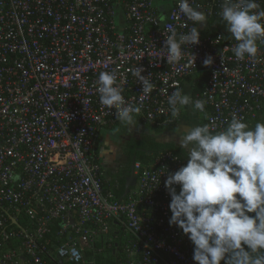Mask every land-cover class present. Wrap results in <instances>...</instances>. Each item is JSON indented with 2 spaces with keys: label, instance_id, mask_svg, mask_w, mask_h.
I'll return each mask as SVG.
<instances>
[{
  "label": "built area",
  "instance_id": "obj_1",
  "mask_svg": "<svg viewBox=\"0 0 264 264\" xmlns=\"http://www.w3.org/2000/svg\"><path fill=\"white\" fill-rule=\"evenodd\" d=\"M189 3L205 14L202 25L179 11L178 0L166 18L156 0H0L3 264H95L85 251H102L112 224L127 236V264H195L194 245L169 225L165 188L166 171L187 161L172 152L148 164L136 161V189L124 201L105 188L97 153L102 131L120 123L115 110L100 103L96 82L104 71L117 73L124 100L141 107L135 118L146 125L177 128L183 109L173 118L167 96L177 86L185 93V80L196 75L201 88L193 101H205L199 112L213 133L226 129L233 113L245 123L264 122V43L255 58L237 60L221 17L227 0ZM256 3L254 11L264 10V0ZM192 27L199 44L182 46V59L168 61L167 36ZM208 57L213 63L206 67ZM137 66L154 84L144 98L130 71ZM59 221L55 244L50 235Z\"/></svg>",
  "mask_w": 264,
  "mask_h": 264
},
{
  "label": "clouds",
  "instance_id": "obj_2",
  "mask_svg": "<svg viewBox=\"0 0 264 264\" xmlns=\"http://www.w3.org/2000/svg\"><path fill=\"white\" fill-rule=\"evenodd\" d=\"M178 8L194 24L202 25L206 19L189 0H178ZM258 8L256 0H227L222 7V20L236 42L232 51L237 60L255 58L258 43H264V10L254 11ZM199 42L197 27L179 36L173 31L164 41L168 61L178 62L182 46ZM212 63L211 57L204 60L206 67ZM130 71L142 85L141 97L149 96L154 89L150 75H142L139 66ZM116 81L115 71L99 74L100 103L114 109L121 124L133 126L141 107L124 100ZM167 103L173 118L190 105L194 111L205 109V101H193L178 86L167 96ZM176 135L187 163L164 174L171 197L169 225L188 236L195 264H264V122L249 127L233 113L226 129L219 132L213 133L205 124L180 129Z\"/></svg>",
  "mask_w": 264,
  "mask_h": 264
},
{
  "label": "trees",
  "instance_id": "obj_3",
  "mask_svg": "<svg viewBox=\"0 0 264 264\" xmlns=\"http://www.w3.org/2000/svg\"><path fill=\"white\" fill-rule=\"evenodd\" d=\"M204 33H207V31H204ZM201 78L202 75L190 76L185 80L184 84L193 87L194 90L197 91L201 88V85L198 83V80ZM135 121L136 126H141L143 124V122L139 119L135 118ZM206 122L207 117L201 113L199 126L205 125ZM258 122L262 121L258 119L255 121H249L247 124L249 127H254ZM179 130L173 126L160 127L147 125L146 129L140 133L141 139L133 138L126 145L124 148V166L121 172L116 175V178L121 183V191L116 194V198L122 199L124 201L128 198H124L123 196L125 193L126 178L131 174L130 164H132L134 158H136V160L139 162L148 164L154 159L155 156L164 152H172L180 155L187 161L185 157L186 153H183L181 148L176 146L175 143L170 142L166 137L167 133L176 134L179 133ZM112 226V233L108 242L105 243L104 249L102 251L96 252L95 254H93L92 251H85V258L88 261H94L95 264H127V254L124 250L127 236L122 229H119L118 226H116V224H112ZM60 227L61 222L59 221L56 222L52 228L50 237L55 244H60V242L57 241V231Z\"/></svg>",
  "mask_w": 264,
  "mask_h": 264
},
{
  "label": "crops",
  "instance_id": "obj_4",
  "mask_svg": "<svg viewBox=\"0 0 264 264\" xmlns=\"http://www.w3.org/2000/svg\"><path fill=\"white\" fill-rule=\"evenodd\" d=\"M175 3V0H156V5L159 7L160 13L163 17H167L169 9ZM126 15L122 8L118 9V23L120 29H124L126 25ZM193 92L194 88L189 85H185V93L188 94L193 100ZM190 115L192 120H195L199 125V120L201 113L198 110L194 111L192 106H187L183 108V116ZM191 121V120H190ZM126 125L123 126H115L112 128H106L102 131L99 140L97 142V152H100L102 155L101 162L103 163L104 170V184L105 188L113 191L115 194H118L121 191V183L116 178L121 170L123 169L124 163V149H117L115 145L116 137L118 135V131L127 130ZM131 130V128H130ZM121 156V158L119 157ZM127 179V178H126ZM126 185V184H125ZM136 187H133L132 191H134ZM124 197V196H123Z\"/></svg>",
  "mask_w": 264,
  "mask_h": 264
},
{
  "label": "flooded vegetation",
  "instance_id": "obj_5",
  "mask_svg": "<svg viewBox=\"0 0 264 264\" xmlns=\"http://www.w3.org/2000/svg\"><path fill=\"white\" fill-rule=\"evenodd\" d=\"M124 124H121V123H118L116 126H123ZM136 126V125H135ZM146 124L145 123H143L141 126L139 125V126H136V127H134L135 129H127V130H123V131H118V135H117V137H116V143H117V145H115L116 147H117V149H121V148H125L126 147V145L133 139V138H136V139H141V132L143 131V130H145L146 129ZM141 131V132H140ZM137 132V133H136ZM138 132H140V133H138ZM170 142H173V143H175L176 144V146H178L179 147V142H178V140H176V139H168ZM180 148V147H179ZM137 150H139V149H137ZM141 150V149H140ZM98 153V158H99V160H100V163H101V165H102V168H103V170H105V167H104V165H103V163L101 162V159H102V155H101V153L100 152H97ZM124 159H125V157H124ZM133 163V162H132ZM132 166V164H130V167Z\"/></svg>",
  "mask_w": 264,
  "mask_h": 264
},
{
  "label": "rangeland",
  "instance_id": "obj_6",
  "mask_svg": "<svg viewBox=\"0 0 264 264\" xmlns=\"http://www.w3.org/2000/svg\"><path fill=\"white\" fill-rule=\"evenodd\" d=\"M194 126H199V125L195 120H192V117H190V115H187V116L182 117L181 122H180L179 126L177 127V129L178 130L179 129H186L187 127H194ZM134 127H136L135 124L133 126H127V128H129V129L131 128L132 130L135 129ZM140 132H138V133H140ZM176 134H178V133H176ZM176 134L175 133H169V134L167 133L166 137H167V139L172 138V139L178 140ZM119 150H121V149H119ZM119 157L121 158V156H119ZM92 253L95 254L93 251H92Z\"/></svg>",
  "mask_w": 264,
  "mask_h": 264
},
{
  "label": "water",
  "instance_id": "obj_7",
  "mask_svg": "<svg viewBox=\"0 0 264 264\" xmlns=\"http://www.w3.org/2000/svg\"><path fill=\"white\" fill-rule=\"evenodd\" d=\"M136 161H137L136 158H134L131 166V174L126 179L124 198L127 197L131 193L133 187H136L137 185V177L135 176V172H134V165ZM0 264L3 263L0 261Z\"/></svg>",
  "mask_w": 264,
  "mask_h": 264
}]
</instances>
